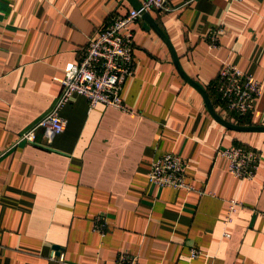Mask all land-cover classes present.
Instances as JSON below:
<instances>
[{"label":"crops","instance_id":"0c3cea01","mask_svg":"<svg viewBox=\"0 0 264 264\" xmlns=\"http://www.w3.org/2000/svg\"><path fill=\"white\" fill-rule=\"evenodd\" d=\"M167 1L170 10L152 9L132 26L136 71L122 90L129 112L90 109L74 94L51 145L11 147L54 106L89 39L134 6L0 0V264H115L122 253L136 264H264V130L231 128L207 99L232 63L262 82L246 117L264 126V0ZM213 27L224 29L217 47L208 43ZM237 144L261 153L252 180L236 178L221 154ZM168 152L186 159L198 190L149 181L151 162ZM231 198L242 204L226 223ZM97 214L107 217L106 233L93 229ZM192 248L201 251L195 258Z\"/></svg>","mask_w":264,"mask_h":264},{"label":"built area","instance_id":"2783aa9c","mask_svg":"<svg viewBox=\"0 0 264 264\" xmlns=\"http://www.w3.org/2000/svg\"><path fill=\"white\" fill-rule=\"evenodd\" d=\"M158 9L170 10L167 0H143L140 9L132 8L123 15L112 17L106 25L92 36L78 63L73 65L61 78L63 88L54 106L36 121L30 128L20 134L11 147L21 142L51 145L54 137L64 132L68 121L61 109L74 94L84 95L89 108L97 104L129 112L122 90L128 78L136 71L135 30L133 25L141 17L142 11ZM222 27H213L208 34L210 47H217ZM217 92L220 111L226 119L232 121L234 116L243 117L255 109L257 99L262 93L263 84L253 73L246 72L232 63L224 62L212 84ZM43 130L44 140L38 141L37 132ZM221 154L228 159L230 172L239 180L255 178L261 164V153L254 147L236 145L224 149ZM187 161L175 152L161 154L151 162L147 173L148 179L158 187H172L193 191L198 188L189 181ZM200 192L201 191L199 189ZM242 202L235 198L229 200L226 223L233 221V215ZM106 215L94 217L93 229L106 233L108 228ZM230 236L228 230L224 233ZM201 253L200 249L192 248L191 257ZM137 256L128 253L119 254L115 264H136Z\"/></svg>","mask_w":264,"mask_h":264},{"label":"water","instance_id":"95a60500","mask_svg":"<svg viewBox=\"0 0 264 264\" xmlns=\"http://www.w3.org/2000/svg\"><path fill=\"white\" fill-rule=\"evenodd\" d=\"M130 2L133 4L134 8L140 9L141 3L138 0H130ZM148 13H149V11H142L141 12V16L144 17V16L148 15ZM207 99H208V102H209V107L211 108L212 112H214L213 111L212 102H211L210 97L208 95H207ZM214 114L223 123H225L226 125L230 126L231 128H234V129L246 130V131H248V130H264V126H257V125H253V126H242V125H238V124H235L233 122L227 121L226 119H224L223 117H221L216 111L214 112ZM54 248L57 251V253H59L58 250L60 249V246L55 245Z\"/></svg>","mask_w":264,"mask_h":264},{"label":"trees","instance_id":"16d2710c","mask_svg":"<svg viewBox=\"0 0 264 264\" xmlns=\"http://www.w3.org/2000/svg\"><path fill=\"white\" fill-rule=\"evenodd\" d=\"M210 88L211 89L208 90V94L210 96V99L212 100L214 105H216V106H218L220 108V104H219L220 102H219V99H218V96H217L218 94H217V92L215 91V89L213 87H210ZM232 122L235 123V124H238V125H242V126H253V125H256V124L252 123V121L249 119V116L248 117H246V116H243V117L236 116L235 117L234 116V118H232ZM237 145H241V144H237ZM234 146H236V145H234ZM245 146L253 147L251 145H245Z\"/></svg>","mask_w":264,"mask_h":264},{"label":"bare ground","instance_id":"6f19581e","mask_svg":"<svg viewBox=\"0 0 264 264\" xmlns=\"http://www.w3.org/2000/svg\"><path fill=\"white\" fill-rule=\"evenodd\" d=\"M239 120V119H238Z\"/></svg>","mask_w":264,"mask_h":264}]
</instances>
